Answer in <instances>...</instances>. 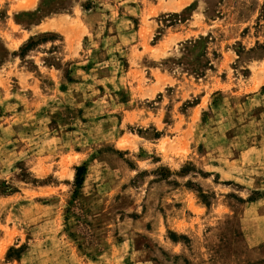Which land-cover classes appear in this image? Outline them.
Returning <instances> with one entry per match:
<instances>
[{
    "label": "rangeland",
    "instance_id": "obj_1",
    "mask_svg": "<svg viewBox=\"0 0 264 264\" xmlns=\"http://www.w3.org/2000/svg\"><path fill=\"white\" fill-rule=\"evenodd\" d=\"M0 264H264V0H0Z\"/></svg>",
    "mask_w": 264,
    "mask_h": 264
},
{
    "label": "trees",
    "instance_id": "obj_2",
    "mask_svg": "<svg viewBox=\"0 0 264 264\" xmlns=\"http://www.w3.org/2000/svg\"><path fill=\"white\" fill-rule=\"evenodd\" d=\"M81 170H82V169H79V170H78V174H77L78 178H80V176H81Z\"/></svg>",
    "mask_w": 264,
    "mask_h": 264
}]
</instances>
